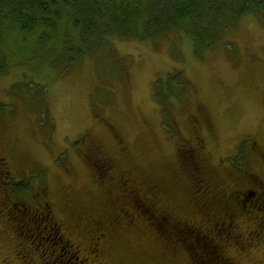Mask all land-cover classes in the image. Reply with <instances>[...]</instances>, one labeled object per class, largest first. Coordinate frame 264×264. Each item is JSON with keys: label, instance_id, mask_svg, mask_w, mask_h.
<instances>
[{"label": "rangeland", "instance_id": "1", "mask_svg": "<svg viewBox=\"0 0 264 264\" xmlns=\"http://www.w3.org/2000/svg\"><path fill=\"white\" fill-rule=\"evenodd\" d=\"M226 35L200 56L182 33L150 42L112 39L65 71L53 70L39 57L27 58L26 44L9 35L1 49L7 69L0 73V149L9 151L10 157L0 164V186L24 179L31 188H9L5 194L9 191L15 197L22 192L41 199L32 196L39 186L46 201L57 200L79 217L102 211L112 216L121 202L126 203L138 217L131 228L116 227L113 231L119 232L104 241L113 264H191V256L192 264L203 261V253H198L203 244L189 224L200 221L189 211L192 175L198 195L210 182L218 193L222 188L228 193L243 190V182H250L247 171L260 159L254 153L251 158L248 146L246 153H238L239 147L253 137L264 142V15L242 17ZM16 47H22L18 53ZM169 76L183 85L173 86ZM169 88L175 91L172 100ZM192 115L198 123L192 122ZM198 138L202 171L199 166L191 174L189 162L182 161L187 151L181 156L179 151L195 146ZM260 152L264 154V149ZM106 159L111 163L107 173L98 165L101 162L95 164ZM230 162L236 167L234 174L226 167ZM138 186L141 194L133 190ZM151 194L178 215L174 218L180 231L160 234L162 239L171 237L169 247L162 245L158 231L136 207L149 205L143 195L152 198ZM54 215L59 222L72 219L55 210ZM212 215L203 218L210 227ZM254 216L247 213L240 223L235 220L232 236L246 237ZM178 218L186 219L187 225ZM1 222L0 231L5 229ZM16 232L21 230L16 227L10 235L13 245L31 254L42 252L43 242L16 240ZM70 234L80 257L86 256L75 264L94 259V253L85 254L80 238L91 232ZM261 234L254 232L243 254L229 237L221 247L222 257L234 264H264V225ZM72 262L70 257L67 264Z\"/></svg>", "mask_w": 264, "mask_h": 264}, {"label": "trees", "instance_id": "2", "mask_svg": "<svg viewBox=\"0 0 264 264\" xmlns=\"http://www.w3.org/2000/svg\"><path fill=\"white\" fill-rule=\"evenodd\" d=\"M249 15L257 18L263 16L264 0H0V73L7 69L3 63L5 54L1 49H5L9 35L19 36L23 45L26 44L23 46V55L27 58L33 60L39 57L44 61H49L48 65L53 67V70L65 71L78 63L85 54L93 53L110 44L112 39L150 42V40L158 41L172 32L182 33L188 37L192 42L194 54L200 56L206 50L220 43L242 17ZM21 48L16 47V53ZM169 79L175 87L179 88L183 85L182 80L174 79L171 76ZM27 92L28 90L24 91L22 95L25 96ZM174 94L175 91L169 88L168 95L171 100L175 97ZM1 106L0 104V109ZM193 121L195 122L196 118L192 115ZM246 143L240 145L238 152L246 153L245 150L248 146L249 150L256 152L257 155H263L261 159L264 160V154L260 152V149L262 151L264 149V142L253 137L251 143L248 145ZM189 150L186 147L185 149L180 148L179 155L181 156V151L190 152ZM182 159L183 165L189 162L191 174L197 172L199 166L201 168L203 165L198 151L188 155L183 153ZM95 164L100 165V168L106 173L110 172L109 159L97 161ZM183 173L189 175L187 171H183ZM258 174L247 173L250 182H243L245 184L243 190L228 193V190L222 188L218 193L213 189L214 183L210 182L199 195L197 193L200 189L196 188L197 178L194 174L192 179L189 176L193 189L191 191L194 192L189 211L191 213L194 211V214L202 220L201 224L203 225L199 226L198 224L199 229L190 228L203 244L201 246L203 250L198 253L204 255L203 261L198 260L193 264H207L205 261L211 263V260H213L211 264H234L227 257H222L221 247L227 245L228 238L233 237L234 243L239 248L238 251L243 254L249 246L254 232L262 235L264 208L257 206L260 204L254 199H247L249 192L256 193L264 182V176ZM198 176H202L201 173H198ZM219 185L222 186L220 183ZM6 186L3 184L1 188ZM9 187H13V189L22 187L23 191H28L31 188L30 183H25L24 179L10 183ZM43 189L38 186L37 194L32 195L42 197L41 199L34 197L31 200L30 196L20 195L22 192H17L15 197L22 199L30 206L34 204L32 201L35 200H40V203L44 205L48 200L44 199L45 191ZM135 192L142 193L139 186ZM240 192L242 195L244 193L246 197L241 199ZM211 193L215 195L212 196ZM143 197L146 196L143 195ZM149 199L151 200L149 205L143 207L141 203L136 207L140 209H138L139 212L143 210V216L147 219V223H151L158 231L162 245L169 247L168 239L171 237L163 235L162 239L160 234L168 232L171 236L175 235L178 230L180 231L179 224L174 218L178 215L171 209L168 210V208L159 205L155 194ZM157 206L162 211L156 209ZM117 208H119L118 212L112 216H105L106 214L102 211L86 217L104 225L102 233L115 232L112 227L109 229L108 225L105 228V224L112 220L117 223L115 224L117 226L125 225L126 229L131 228L134 218L138 215L124 202H121V206ZM62 209L65 215L71 217V209L68 207H62ZM86 209L88 211L89 208ZM42 210L46 213L45 208ZM259 210L261 211L259 212ZM48 211L50 212L49 208ZM146 211H151V213ZM252 212L255 215V221L253 226L247 230V236H232L234 221L240 223L247 213ZM211 213H213L214 222L210 227L204 223L203 218ZM0 217L3 216L0 215ZM178 219L182 220L179 223L183 222L182 218ZM237 258L231 256L233 260Z\"/></svg>", "mask_w": 264, "mask_h": 264}, {"label": "flooded vegetation", "instance_id": "3", "mask_svg": "<svg viewBox=\"0 0 264 264\" xmlns=\"http://www.w3.org/2000/svg\"><path fill=\"white\" fill-rule=\"evenodd\" d=\"M194 144L195 146H192L193 149L189 151L191 153H194V151L201 153L200 148L202 147V141L200 138H198V142ZM0 155V160L2 161L0 164H4V161L10 157L9 151L1 149ZM259 166L261 170L258 175L264 176V160ZM6 174H8L7 177L10 175L9 172H6ZM9 185L10 183L3 188L0 186V215L3 216L0 217V219L2 220L1 224L3 223V227H5V229L0 231L4 233L0 234V243L2 244V247H0V264H67L70 257L74 260L71 264L78 263L79 259L80 261H85L86 256L84 258L80 257L78 250L79 246H76L72 241L73 235L70 234V237L67 235L68 232L80 233L82 230L91 232L90 237H83L80 235L82 242L86 245L84 249L85 254L94 253L95 255L94 259L90 258L87 263L83 262L82 264H113L111 261L112 257L110 259L109 253L105 249L103 243L106 239L109 240L111 236L116 235L119 231L102 233L104 225H101L97 220H93L86 216L79 217L72 213L70 217L72 218L71 220L61 219V222H59L54 218V210L60 213L64 212L57 200L54 203L51 202L52 204L45 202L44 205L40 203V200H35L34 204L30 206V204H26L22 199L14 197L9 191L5 194L4 191L10 188ZM239 195L241 199L246 197L244 193L242 195V192H240ZM248 197L247 199H254L255 202L260 204L257 206L264 208V182L259 186L256 193L249 192ZM33 199L34 197H31V200ZM42 208L46 209V213H44ZM29 210L31 211L29 212ZM205 218L208 219L209 214ZM197 221H195V224H190L193 229H199V226H203L201 224L202 220L199 222ZM115 224L117 223L114 220L109 221L105 224V228H107L108 225L109 229L112 227L114 230L116 227L121 228V226H123H117ZM16 227L21 230V232H16L14 234L16 240L26 242L28 238L33 240L35 238L40 243L43 242L44 248L42 252L38 253V251H36V253L31 254L23 246L19 248L20 245H13L10 235L15 231ZM65 258L67 259L64 260Z\"/></svg>", "mask_w": 264, "mask_h": 264}]
</instances>
